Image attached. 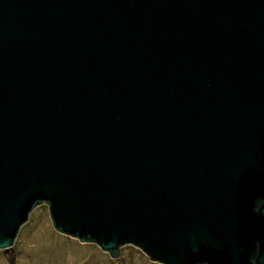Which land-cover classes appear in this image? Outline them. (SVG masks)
<instances>
[{
    "label": "water",
    "instance_id": "1",
    "mask_svg": "<svg viewBox=\"0 0 264 264\" xmlns=\"http://www.w3.org/2000/svg\"><path fill=\"white\" fill-rule=\"evenodd\" d=\"M41 202L112 258L264 264V0H0V249Z\"/></svg>",
    "mask_w": 264,
    "mask_h": 264
},
{
    "label": "rangeland",
    "instance_id": "2",
    "mask_svg": "<svg viewBox=\"0 0 264 264\" xmlns=\"http://www.w3.org/2000/svg\"><path fill=\"white\" fill-rule=\"evenodd\" d=\"M14 240L9 248L0 249V264H162L134 245H122L121 254L112 258L95 243H81L58 233L45 202L29 212L27 223L18 228Z\"/></svg>",
    "mask_w": 264,
    "mask_h": 264
},
{
    "label": "trees",
    "instance_id": "3",
    "mask_svg": "<svg viewBox=\"0 0 264 264\" xmlns=\"http://www.w3.org/2000/svg\"><path fill=\"white\" fill-rule=\"evenodd\" d=\"M8 252H9V250H8ZM5 254L7 255L8 253L6 252Z\"/></svg>",
    "mask_w": 264,
    "mask_h": 264
}]
</instances>
